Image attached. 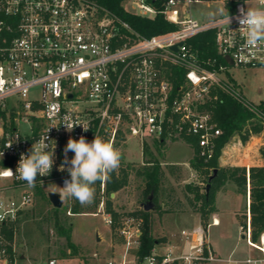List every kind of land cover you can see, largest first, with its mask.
Returning <instances> with one entry per match:
<instances>
[{"label":"built area","instance_id":"1","mask_svg":"<svg viewBox=\"0 0 264 264\" xmlns=\"http://www.w3.org/2000/svg\"><path fill=\"white\" fill-rule=\"evenodd\" d=\"M199 1L203 0H167L159 11L148 0H126L138 14L162 12L177 25L172 31L143 36L86 0H0V151L4 153L0 171L10 168L15 173L21 154H30L43 136L48 135L49 147L55 146L50 174L38 175L34 186L18 174L0 176V264L19 263L17 256L10 257L8 246L15 250L6 231H14L33 204L36 187L58 177L53 174H69L60 171L69 138L84 136L91 142L97 134L121 147L128 136H134L144 147L150 143L148 137L161 144L165 139L195 136L199 156L208 160L222 132L211 113L201 109L212 88L220 86L254 108L219 77L218 70L228 63L218 70L202 67L188 41L213 29L218 52L229 55L233 65L264 68V42L245 49L246 33L236 19L241 9L264 7V0L238 1L232 12L224 13L230 15L229 25L224 15L209 21L192 17L188 6ZM175 67L186 71L184 83L178 86L173 82ZM66 117L77 125L71 132L62 125ZM66 180L69 175L63 177L61 187ZM246 206L245 234L255 245L249 189ZM99 209L120 240L104 264H210L221 259L208 237V227L218 224L216 219L207 226L181 228L141 256L143 217L126 214L115 219L104 202ZM260 238L262 245L255 246L264 253V233ZM245 261L259 264L264 258ZM56 262L49 258L43 264Z\"/></svg>","mask_w":264,"mask_h":264},{"label":"rangeland","instance_id":"2","mask_svg":"<svg viewBox=\"0 0 264 264\" xmlns=\"http://www.w3.org/2000/svg\"><path fill=\"white\" fill-rule=\"evenodd\" d=\"M231 0H203L191 3L189 14L200 20L209 21L220 15V9L227 12L226 3ZM127 10L136 12L129 2L125 3ZM218 75L224 81L233 85L242 96L254 105L264 103V68H243L227 65L226 69L218 70ZM37 95V92L33 93ZM149 144L142 147L138 137L128 136L126 144L116 147L122 156L121 166L127 168L129 178L127 184L113 197V206L121 215L133 214L143 217L140 213L145 199V181L136 174L137 169L148 166L146 161L157 160L162 169L157 199H152L153 207L150 219L154 235L160 240H165L172 233H177L181 228L203 224L207 226L213 214L202 219L199 212L189 204V198L194 199L195 191L187 188L188 184L198 186L201 192L205 191V174L191 167L190 160L194 156L193 147L184 139H165L161 144L153 143L154 139L147 138ZM155 141H160L155 139ZM264 147V134L255 135L247 142L239 136H234L222 148L219 164L222 167L246 166L264 163L260 149ZM148 149V151L146 150ZM64 155H62L63 159ZM261 158V159H260ZM261 160V161H260ZM259 161V162H258ZM63 162V160H62ZM66 168L68 165L65 166ZM195 174V176H193ZM212 174V173H211ZM65 175L44 182V192H59L61 181ZM70 177V175H69ZM3 180L0 179V183ZM99 192L101 202L106 203L107 194ZM35 189L33 204L26 209L19 222L14 227L12 244L15 256L19 258L18 264H43L49 258H56V264H104L119 243L116 228L105 221V213L101 209H94L89 213L66 212L70 208V199L64 200L62 206L57 208L61 222L71 228V237L75 249L68 248L66 239L58 233L55 226L53 208H56L45 197H41ZM247 194L239 192L237 185L226 181L217 191L219 217L221 225L208 227V237L215 255L221 259L210 264H247L245 259L264 258V253L255 245L261 246V238L255 245L246 238L247 220ZM20 192V190H18ZM100 202V203H101ZM155 206L157 208H155ZM217 206V203H216ZM24 256L20 258V256ZM238 260L237 263L227 260ZM259 264H264L260 262Z\"/></svg>","mask_w":264,"mask_h":264},{"label":"trees","instance_id":"3","mask_svg":"<svg viewBox=\"0 0 264 264\" xmlns=\"http://www.w3.org/2000/svg\"><path fill=\"white\" fill-rule=\"evenodd\" d=\"M86 1L99 5L103 12H109L110 14L115 15L119 25L121 24L120 21L126 22L136 32L143 36L162 34L172 31L177 27L175 23L167 20L162 12H158L154 16H144L127 10L125 7L126 0ZM166 1L167 0H148V2L159 11L163 9ZM238 1L240 0H231L227 2L226 11L228 13L232 12ZM215 34L216 33L213 29L208 30L192 37L188 41L191 49L197 54L200 65L209 70H218L221 64H226L224 57L218 52ZM185 72L184 68H174L173 82L176 86L184 83ZM229 85L232 88H235L233 85ZM201 109L211 113L213 121L222 132L216 138L214 154L208 160L199 156L195 136H185L183 138L194 149L195 154L190 160V165L192 168L200 170L202 173H206V182H208L213 169L217 168L218 171L216 176L211 180V187L208 193L206 190L201 192L198 186L194 187L192 184L187 185V188L190 191H195L194 199L192 200L189 198V204L195 211L200 213L202 219H206L217 211V191L226 181L234 182L237 185L239 192L242 194H247V183L249 182L251 239L253 242H257L260 236L264 233V165H252L249 168L246 166L222 167L218 160L222 148L232 137L239 136L243 142H247L249 138L255 135L264 134V103L262 102L257 106L254 105V108L248 107L229 91L220 86H216L211 90V98L201 106ZM146 150L148 151V149ZM260 152L261 157L264 159V147L260 149ZM73 156V152L68 153L69 160ZM62 160L64 161V157ZM121 162H123V160ZM146 163L148 166L137 169L136 174L142 176L145 181V199H148V196L153 193L154 201H156L163 172L157 158H154V160L150 158ZM58 175L70 174H53L54 177ZM128 178L129 172L127 168L120 165L110 174L109 180L104 182L97 181L93 185L95 189V197L91 204L82 206L77 200L70 199V208H68L66 212H71L72 214L89 213L93 212L92 210L94 209H98L101 202L99 192L101 191V186L103 184V191L108 196L105 203V210L106 212L111 213L115 219H118L121 214L114 209L111 193H115L122 189L127 184ZM42 184L43 183L37 186V193L41 197H45L50 201L49 196L44 192L43 187H41ZM155 208L157 207L155 206ZM151 212L152 210L147 211L143 207L140 210V213L144 216L141 248L139 251L141 256L148 254L155 243L160 241L152 231L150 219ZM53 214L58 233L66 239V245L68 248L75 249V243L71 237V228L61 222L57 208H53ZM6 234L9 240L13 239V230L11 228L7 229ZM8 252L13 259L15 252L13 251L12 245L8 246Z\"/></svg>","mask_w":264,"mask_h":264},{"label":"clouds","instance_id":"4","mask_svg":"<svg viewBox=\"0 0 264 264\" xmlns=\"http://www.w3.org/2000/svg\"><path fill=\"white\" fill-rule=\"evenodd\" d=\"M220 13L224 15V22L229 25L230 15L224 14L223 8L220 9ZM236 19L239 22V28L246 33L245 49L255 48L264 42V7H248L246 11L241 9ZM62 125L69 132L77 126L67 117ZM84 130L88 129L84 128ZM48 140V135L43 136L40 141L32 145L30 154H21L15 173L10 168H4L0 171V176L11 177L18 174L19 178L29 186H34L37 176L50 174L54 165L53 149L55 146L49 147L46 143ZM69 152L74 153L70 160L68 159ZM3 155L4 153L0 151V157ZM121 156L120 150L114 146L112 141H106L97 134L91 142L87 141L84 136L78 140L69 138L64 148V161L60 165V171L66 170L70 174V180H66L63 187H58L61 201L75 199L82 206L91 204L95 197L93 185L97 181L104 182L110 179V174L120 166ZM66 165L69 166L65 168Z\"/></svg>","mask_w":264,"mask_h":264},{"label":"water","instance_id":"5","mask_svg":"<svg viewBox=\"0 0 264 264\" xmlns=\"http://www.w3.org/2000/svg\"><path fill=\"white\" fill-rule=\"evenodd\" d=\"M173 49H176V46H173ZM224 59L226 60V62L229 65H233V60L231 59V57L229 55H225ZM218 169L215 168L213 169L212 174L210 175V178L208 180V183L206 185V192L208 193L211 187V180L216 176ZM112 195H114V193H112ZM49 199L50 202L52 203V205L56 208H60L62 206V201L60 199L59 193L58 192H50L49 193ZM152 199H153V193H151L148 196L147 202L143 203V208L147 211L152 210L153 207V203H152ZM24 256L22 255L21 258H23Z\"/></svg>","mask_w":264,"mask_h":264},{"label":"crops","instance_id":"6","mask_svg":"<svg viewBox=\"0 0 264 264\" xmlns=\"http://www.w3.org/2000/svg\"><path fill=\"white\" fill-rule=\"evenodd\" d=\"M261 159V158H260ZM261 161V160H260ZM259 162V161H258ZM253 165H264V163H257V164H253ZM193 176H195V174H193ZM114 195H115V193H114ZM112 199H113V197H111ZM216 203H217V211L213 214V217H212V221H213V219H216L217 221H218V224H211V226H219V225H221V220H220V217H219V206H218V198H217V200H216ZM211 221V222H212ZM210 222V223H211ZM173 234V233H172ZM171 234V235H172ZM215 253V252H214Z\"/></svg>","mask_w":264,"mask_h":264}]
</instances>
